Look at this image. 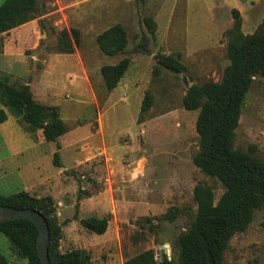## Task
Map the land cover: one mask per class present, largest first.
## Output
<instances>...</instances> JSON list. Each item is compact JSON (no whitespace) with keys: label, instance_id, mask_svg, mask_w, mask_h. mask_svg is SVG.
I'll return each instance as SVG.
<instances>
[{"label":"rangeland","instance_id":"rangeland-1","mask_svg":"<svg viewBox=\"0 0 264 264\" xmlns=\"http://www.w3.org/2000/svg\"><path fill=\"white\" fill-rule=\"evenodd\" d=\"M37 1L34 17L9 41L13 73L0 69V77L9 74L14 85L27 84L38 103L57 106L68 131L56 142L40 141L0 104L8 113L0 123V193L52 195L61 226L68 218L59 214L57 197L81 198L100 189H106L109 198L128 197L134 209L120 217L116 227L110 223L102 234L91 232L87 247L69 245L62 237L60 250L84 248L90 264H124L149 248L158 259L163 249L179 264L176 239L196 215L195 185L210 187L215 202L224 190L218 179L193 162L199 149V110L186 109L182 99L193 85L221 80L229 64L227 32L234 23L233 10L239 13L241 31L251 34L264 21V0ZM116 23L124 27L128 45L110 56L96 38ZM72 29L78 31L77 44ZM64 30L73 42L72 52L59 49ZM7 35H0V52ZM177 53L183 71L159 63L160 56ZM123 58L129 59L128 68L109 89L101 67ZM146 93L151 106L143 111ZM233 143L244 150L252 147L264 159L260 75L253 77L243 100ZM170 206L180 209L173 221L162 217ZM82 214L89 215L87 209ZM0 252L10 264H28L1 233ZM223 261L264 264V208L255 210L249 225L232 236Z\"/></svg>","mask_w":264,"mask_h":264},{"label":"trees","instance_id":"trees-1","mask_svg":"<svg viewBox=\"0 0 264 264\" xmlns=\"http://www.w3.org/2000/svg\"><path fill=\"white\" fill-rule=\"evenodd\" d=\"M37 0H4L0 4V35L31 20L38 11ZM234 23L228 30L227 54L229 64L220 81H206L187 89L182 102L188 110H199L196 131L199 135V149L193 156L194 164L206 175L215 177L223 185V192L214 201L213 190L203 184H196L193 199L197 212L190 226L178 235L179 264H224L223 256L232 236L243 231L252 221L254 211L264 208V159L247 150L234 147V131L238 126L243 100L252 79L264 77V21L251 33L241 31V19L237 10ZM154 25L152 20H148ZM59 49L72 52L73 42L67 31ZM74 43L79 42L76 29H72ZM97 43L106 55L122 53L128 39L124 27L113 24L97 35ZM180 53L162 55L159 63L175 72L184 70L179 60ZM129 65L123 58L113 65L101 67L106 86L114 88ZM0 104L10 109L22 125L30 132H36L40 141H53L68 131L61 119L57 106L38 103L27 84L14 85L10 75L0 77ZM151 106V96L146 93L142 110ZM8 119V113L0 107V123ZM58 146V144H57ZM57 151L54 164L58 165ZM0 205L34 209L45 216L49 226L48 255L51 264H90L91 255L84 248L61 251L62 226L57 222L54 200L51 196H36L28 191L10 194L0 193ZM177 206H170L162 215L173 221L179 214ZM109 218L89 216L80 219V225L93 233L107 230ZM0 233L7 237L14 253L24 257L28 264H41L36 251L38 230L28 219H11L0 222ZM0 264H10L0 252ZM124 264H177L167 254L156 259L152 248L128 257Z\"/></svg>","mask_w":264,"mask_h":264},{"label":"crops","instance_id":"crops-1","mask_svg":"<svg viewBox=\"0 0 264 264\" xmlns=\"http://www.w3.org/2000/svg\"><path fill=\"white\" fill-rule=\"evenodd\" d=\"M26 23L19 25L10 31L4 39L3 51L0 52V69L8 73H13V63L14 59L9 52V41L15 39V35L18 31L25 27ZM103 142H105V136L101 137ZM105 144V143H104ZM91 185H95L94 182ZM86 187L90 188L89 184ZM106 189H100L89 193L81 198L78 195L66 198L65 196L57 197V203L60 206L59 214L64 216L65 223L62 226L63 238L67 241L69 245H80V247H87L88 243L93 239L90 231L84 229L80 225V219L85 218L82 214L83 209H87L89 216H95L98 218L108 217V227L110 223L116 227L118 225V219L124 217L126 214H130L131 210L134 209L135 202L128 198L123 197L122 199H115L114 197H108ZM35 195V194H34ZM41 196V195H36ZM53 200L54 197L51 195ZM63 240V239H62Z\"/></svg>","mask_w":264,"mask_h":264},{"label":"water","instance_id":"water-1","mask_svg":"<svg viewBox=\"0 0 264 264\" xmlns=\"http://www.w3.org/2000/svg\"><path fill=\"white\" fill-rule=\"evenodd\" d=\"M28 219L35 223L38 236L36 239V251L41 264H51L48 255L49 226L47 219L40 212L30 208H16L9 205H0V222L11 219ZM164 250H160V259H163ZM170 259V257H168Z\"/></svg>","mask_w":264,"mask_h":264}]
</instances>
